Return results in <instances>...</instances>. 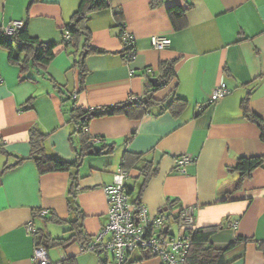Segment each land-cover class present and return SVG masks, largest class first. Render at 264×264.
Segmentation results:
<instances>
[{
	"label": "crops",
	"instance_id": "crops-1",
	"mask_svg": "<svg viewBox=\"0 0 264 264\" xmlns=\"http://www.w3.org/2000/svg\"><path fill=\"white\" fill-rule=\"evenodd\" d=\"M79 2L0 0V29L13 20H23L30 36L60 43L62 27ZM107 2L108 7L88 14L91 43L101 52L86 57L88 74L80 93H76L73 57L62 44L45 69L30 67L23 74L8 59L7 49L0 47V264H32L35 243L28 224L53 237L72 236L67 223L44 221L34 211L45 210L46 218L74 220L78 213L68 207V192L75 171L78 192L74 199L84 214L82 230L94 238L107 222L103 187L122 170L124 151L143 154L157 166L156 176L141 196L150 216L176 215L180 208L192 206L195 227L220 225L210 242L225 250L226 264H264V248L259 246L264 245V164L237 188L239 172L232 169L240 156L264 155L260 129L244 116L241 107L248 95L250 111L264 119V0H162L154 8L150 0ZM175 4L190 5L180 29L174 28L167 14V7ZM123 27L134 36L135 55L129 62L121 53ZM154 35L168 37L170 44L153 47L150 39ZM169 59H176L175 78L152 94L162 99L174 88L186 101L180 115L174 117L168 111L154 115L159 110L156 107L136 121L120 114L94 117L88 121V131L98 138L96 146L102 143L100 139L113 143L111 154L87 156L77 170L39 174L34 162L25 159L2 171L4 163H15L17 157L29 154L32 126L46 134L50 152L66 160L75 158L74 124L64 113L71 100L62 102L63 91L72 93L83 108L113 105L152 89L147 81L159 80V62ZM221 82L229 92L211 102V91ZM30 98V107L24 108ZM182 155L194 160L179 172L175 159ZM136 176L137 170L127 171L125 184L136 186ZM170 221L177 222L171 217L166 221L169 235H174ZM51 224L62 229L55 234ZM236 236L246 241L229 247ZM55 249L53 259L47 251L50 264H60L62 256H74L77 264L111 262L101 257L102 250L82 249L78 240ZM139 256V251L133 252L128 264H162L158 257Z\"/></svg>",
	"mask_w": 264,
	"mask_h": 264
},
{
	"label": "trees",
	"instance_id": "trees-1",
	"mask_svg": "<svg viewBox=\"0 0 264 264\" xmlns=\"http://www.w3.org/2000/svg\"><path fill=\"white\" fill-rule=\"evenodd\" d=\"M108 0H80L77 9L71 15L69 21L63 25V33L67 31L69 38L62 37L60 43L54 41H42L38 38L32 37L28 34L27 24L23 21V25L17 28L11 35L4 34L0 29V47H4L8 52V59L10 62L18 64L20 73H25L28 68H35L36 70H43L52 61L56 54V48L62 44L64 49H68V53L73 57V67L77 70V90L80 93L84 90L85 77L88 74V69L85 66V59L88 55L100 53L101 50L96 48L91 43V31L87 26L88 14L92 11L100 10L108 7ZM162 0H150L151 8L157 7ZM190 5L182 7L178 4L167 7V14L175 29H180L184 26V16ZM120 38V33H119ZM121 41V38H120ZM121 53L123 57L126 55L129 47L124 46L122 41ZM135 47V46H134ZM131 48V47H130ZM176 59H169L160 61L158 65L159 71V85L155 88L147 81L150 88L144 94L136 97H131L125 101L115 103L113 105H105L97 108H83L76 103L72 93H66L62 102L71 100L68 109L64 108V113H67L68 121L74 124L72 135L76 138V144L72 143V148L75 152L73 160L63 159L46 148V134L36 126L29 129V146L30 151L26 157H17L15 163H4L2 171L7 170L13 166L18 165L25 159H30L34 162L39 174L58 171H69L72 168L76 170L80 167L83 160L87 156L108 155L114 149L113 143L108 144L100 139L102 142L96 146L92 142V138L88 131V121L94 117H103L111 115H124L130 120H139L143 115L152 112L153 108H158V112L154 115H159L164 111H168L172 116H178L186 107V101L178 96L175 89L172 88L169 95L162 99L154 98L152 91L168 85L175 78ZM22 78V77H21ZM61 90L60 86L55 84ZM62 91V90H61ZM248 95L241 101L243 114L246 118L254 122L260 129V138L264 141V119L257 114L250 111L248 107ZM32 98L24 103V108H29ZM130 137H126L128 141ZM264 164V155L256 156H240L232 169L239 172V180L236 188L240 186L241 182L249 177L251 173L258 167ZM123 170H137L136 180L137 185L130 187L125 184L126 194L134 204L141 203V196L144 192L148 182L157 174V166L151 160H148L143 154L132 153L124 151L120 162ZM72 181L69 188L68 207L73 212H77V217L72 221H65L56 216L51 215L46 218L41 214V210L34 211V215L42 217L44 221H52L54 223H67L69 230L73 232L72 236L53 237L48 232L43 230H36L33 228L34 243L36 246H42L47 251L50 248H65L70 242L78 240L81 248L88 250L87 247L93 240L87 236L82 230V218L84 214L77 208L75 196L78 192V175L75 171L71 177ZM166 221L173 218L179 226L178 216L172 213L166 215ZM33 227V226H32ZM220 225L204 226V227H188L183 230V236L188 238L190 245L184 256L185 264H226L224 259V249L215 247L210 242L212 234L219 229ZM246 241L242 236H236L233 241L229 243L232 247L238 242ZM260 248H264L263 243L259 244ZM104 249H96L98 251ZM140 253V258H149L151 255L146 250H137ZM131 255V254H130ZM130 259V258H129ZM129 261V260H128ZM110 263V262H109ZM60 264H77L74 256H65L61 259ZM102 264H107V259Z\"/></svg>",
	"mask_w": 264,
	"mask_h": 264
},
{
	"label": "built area",
	"instance_id": "built-area-1",
	"mask_svg": "<svg viewBox=\"0 0 264 264\" xmlns=\"http://www.w3.org/2000/svg\"><path fill=\"white\" fill-rule=\"evenodd\" d=\"M22 25L23 20H13L2 26L1 31L11 35ZM63 36L68 39L69 33L65 31ZM120 38L123 45L129 47L124 56V59L129 62L135 55L134 36L123 27ZM150 41L151 45L157 49L165 48L170 44V39L162 35L151 36ZM147 72V70L144 71L146 74ZM228 92L226 84L221 82L212 89L210 101L215 102ZM96 140L92 138V142ZM193 160L194 158L190 155H182L175 159V169L184 172V166ZM126 176L127 171L122 169L113 175L111 184L103 187L107 201V222L95 235L87 249L90 251L104 249L110 252L112 256L110 264H128L130 254L139 249L160 258L162 264H185L184 256L190 241L183 236V230L195 227V208L184 206L177 211L181 232L177 236L169 235L167 230H163L166 226V218L162 213L150 216L143 204H134L130 201L125 189ZM41 214L45 215L46 211L42 210ZM26 229L33 231L31 224H28ZM32 264H50L48 252L44 247H34Z\"/></svg>",
	"mask_w": 264,
	"mask_h": 264
},
{
	"label": "rangeland",
	"instance_id": "rangeland-1",
	"mask_svg": "<svg viewBox=\"0 0 264 264\" xmlns=\"http://www.w3.org/2000/svg\"><path fill=\"white\" fill-rule=\"evenodd\" d=\"M179 226H178V224L177 223H174V222H172V221H170V231H171V233H174V235L175 236H177L178 235V228ZM50 229H51V231L53 232V233H58V231L56 232V230H61L62 229V227H57V225H54V224H51L50 225ZM56 251H58V249H55V248H50L49 249V253H50V256H51V258L53 259V256H55L56 255ZM90 253H92L93 255H95L94 253L95 252H90ZM100 255H101V257L103 258V259H105V258H108L109 260H112V256H111V254H110V252H107V251H102L101 253H100Z\"/></svg>",
	"mask_w": 264,
	"mask_h": 264
},
{
	"label": "water",
	"instance_id": "water-1",
	"mask_svg": "<svg viewBox=\"0 0 264 264\" xmlns=\"http://www.w3.org/2000/svg\"><path fill=\"white\" fill-rule=\"evenodd\" d=\"M149 81L151 82V84L152 85H154V86H158L159 85V80L156 78V77H152V78H150L149 79ZM160 211H162V210H160ZM164 231H166L167 230V228L166 227H164V229H163Z\"/></svg>",
	"mask_w": 264,
	"mask_h": 264
}]
</instances>
